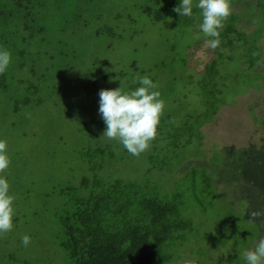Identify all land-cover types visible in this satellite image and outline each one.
<instances>
[{"label":"rangeland","instance_id":"obj_1","mask_svg":"<svg viewBox=\"0 0 264 264\" xmlns=\"http://www.w3.org/2000/svg\"><path fill=\"white\" fill-rule=\"evenodd\" d=\"M179 2L52 0L44 32L0 37L11 54L0 73L10 161L0 175L14 196L0 264H67L58 214L113 179L146 183L163 201L180 196L190 229L168 242L167 264H245L242 253L264 237V0H229L215 49L200 10L179 16ZM139 76L164 107L162 133L133 156L101 136L97 93L119 82L132 90Z\"/></svg>","mask_w":264,"mask_h":264},{"label":"trees","instance_id":"obj_2","mask_svg":"<svg viewBox=\"0 0 264 264\" xmlns=\"http://www.w3.org/2000/svg\"><path fill=\"white\" fill-rule=\"evenodd\" d=\"M49 1L0 0V37L19 28L24 32L35 28L38 35L44 32L43 9ZM165 11L154 20L166 18ZM160 125L159 121L156 137L162 133ZM108 151L104 145L94 152L97 157ZM180 200L178 195L163 201L146 183L123 179L97 183L89 196L73 199L58 214L59 246L67 264H167L172 259L168 242L175 233L190 229L181 215Z\"/></svg>","mask_w":264,"mask_h":264},{"label":"clouds","instance_id":"obj_3","mask_svg":"<svg viewBox=\"0 0 264 264\" xmlns=\"http://www.w3.org/2000/svg\"><path fill=\"white\" fill-rule=\"evenodd\" d=\"M200 10L199 30L204 34V44L208 49L218 47V29L222 21L230 14L229 0H180L173 11L179 16H191L193 7ZM11 61L10 52L0 46V73H3ZM138 82L132 90L100 89L98 95V115L104 124L101 136L118 139L123 148L133 156L144 152L157 134V126L163 111L164 102L156 84L148 76L134 78ZM6 142L0 139V172L9 166L5 151ZM9 183L0 175V234L12 228L14 196L9 192ZM253 215H256L253 213ZM30 237H21V243L27 246ZM245 264H264V237L255 242V247L242 253Z\"/></svg>","mask_w":264,"mask_h":264}]
</instances>
